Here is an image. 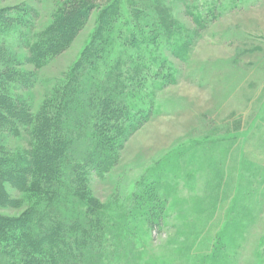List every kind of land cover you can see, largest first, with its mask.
<instances>
[{"label":"trees","instance_id":"16d2710c","mask_svg":"<svg viewBox=\"0 0 264 264\" xmlns=\"http://www.w3.org/2000/svg\"><path fill=\"white\" fill-rule=\"evenodd\" d=\"M148 1L143 10L123 11L121 0L106 6L81 58L51 83L36 107L28 92L39 72L70 46L95 0H62L49 24L36 32L27 8L0 9V264H158L147 259L148 243L170 222L176 233L167 245L181 253L175 262L237 261L243 235L254 222L256 198L263 194L254 186L257 174L250 161H242L238 186L234 174L225 173L230 149L222 144L240 143V136L197 143L220 144L207 164L212 168L216 162L212 172L219 168L220 177L207 180L201 203L194 205L201 219L192 221L185 204L175 219L170 213L178 203L170 176L188 160L198 164L192 146L157 161L135 183L125 208L106 206L90 188L93 177L103 180L115 168L125 143L153 117L158 93L176 84L178 70L169 57L187 63L208 23L185 4L196 27L190 31L163 0ZM220 1L210 0V21ZM12 34L17 46L7 40ZM24 136V146L9 145L11 138ZM219 208L232 214L210 234L214 215L206 221V212ZM195 249L203 251L196 255Z\"/></svg>","mask_w":264,"mask_h":264},{"label":"rangeland","instance_id":"374dc122","mask_svg":"<svg viewBox=\"0 0 264 264\" xmlns=\"http://www.w3.org/2000/svg\"><path fill=\"white\" fill-rule=\"evenodd\" d=\"M115 1L118 0H95L94 10L70 46L39 72L35 85L28 92V96H32L33 106L39 104L51 83L55 79H62L63 74L81 58L97 28L100 13ZM121 1L120 9L127 11L130 8L143 10L148 0ZM163 1L171 7L170 11L177 21L190 31L196 27L184 13L185 4L190 5L187 8L189 12L206 17L208 23L205 29L199 30L200 36L188 54L187 63L169 57L178 70L176 84L158 93L153 117L125 143L115 168L103 180L93 177L90 188L106 206L125 208L130 204L135 183L149 173L157 161L174 150L192 146L190 150L194 152L198 164L194 166V161L188 160L183 165L184 170L176 177L170 176L168 171L165 173H169L172 195L177 198H173V203L178 201L177 206L170 210L172 218L175 219L180 213L177 208L185 204L184 210L187 207L192 221L201 219L203 213L198 216L194 205L201 203L207 180L213 181L215 175L220 174L219 168L218 174L212 172L216 162L212 168L207 165L216 159L220 144L218 147L208 144L201 147L197 143L232 139L231 135L240 136V143L226 141L222 144L226 150L230 149L224 163L225 173L234 174V185L236 183L238 186L242 161H250L253 172L257 174L254 186L263 194L256 198L258 208L253 213L254 222L248 225L243 235L242 249L233 264H264V0H221L212 21L207 13L210 0ZM60 2L62 0H0V9L27 8L32 14V32H36L49 24ZM7 40L17 46V34H12ZM25 139L26 136L23 139L11 138L9 145L22 147ZM231 199L232 205L233 197ZM227 206L225 210H228ZM224 212L220 208L206 212V221L209 213L214 215L211 219L215 227L209 231L210 234L219 232L221 220L232 214L230 208L227 214ZM1 213L16 212L4 210ZM170 225L171 222L159 235L153 233V240L147 248L148 261L163 264L169 259L172 264H180L181 261L175 260L180 258L181 253L167 245V241L176 233ZM202 251L195 249L193 253L199 255ZM206 252L208 250H204Z\"/></svg>","mask_w":264,"mask_h":264}]
</instances>
